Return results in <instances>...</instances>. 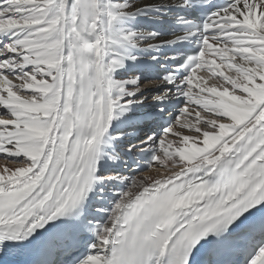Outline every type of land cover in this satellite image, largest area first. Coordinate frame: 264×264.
Returning <instances> with one entry per match:
<instances>
[{
    "label": "snow or ice",
    "instance_id": "obj_1",
    "mask_svg": "<svg viewBox=\"0 0 264 264\" xmlns=\"http://www.w3.org/2000/svg\"><path fill=\"white\" fill-rule=\"evenodd\" d=\"M0 106V264H264V0H0Z\"/></svg>",
    "mask_w": 264,
    "mask_h": 264
},
{
    "label": "bare ground",
    "instance_id": "obj_2",
    "mask_svg": "<svg viewBox=\"0 0 264 264\" xmlns=\"http://www.w3.org/2000/svg\"><path fill=\"white\" fill-rule=\"evenodd\" d=\"M201 70V69H200ZM200 70H197V74H198V71H200ZM225 71L227 72V69H225ZM207 72V71H206ZM205 72V73H206ZM196 74V75H197ZM206 75H208L209 77H211L212 78V75H211V73H209V72H207L206 73ZM206 80V78H205V76L203 77V81L202 82H204ZM214 81H215V79H214ZM212 81H210V83H211ZM144 83V84H143ZM143 83H142V87L143 88H145V89H148L149 90V95H151V89L155 86V84H157L156 82H154V81H147V80H144L143 81ZM214 83V82H213ZM208 85V84H207ZM214 85V84H213ZM194 91H198V89H195L194 88ZM190 109V110H189ZM189 111H188V114H185V113H183L182 111H180L177 115H175V122H176V127H178L179 126V124L181 123V122H184L185 120H190L191 118H190V115H191V117L193 116V112L191 111V109L194 111V109H196V106L195 105H191V106H189ZM3 110V107L2 106H0V113H1V111ZM191 113V114H190ZM4 118V117H3ZM186 130V129H185ZM187 131V133L189 132L188 130H186ZM8 165L9 167H11V166H13V163H10V162H6V161H4L3 159L1 160L0 159V168H2L3 166H5V165ZM168 170L166 169V168H164V167H161V166H158V165H156V164H154V166H152V169L149 171V172H147V173H145V174H143V175H141V176H150V177H157V176H160V175H163V174H165L166 172H167Z\"/></svg>",
    "mask_w": 264,
    "mask_h": 264
},
{
    "label": "rangeland",
    "instance_id": "obj_3",
    "mask_svg": "<svg viewBox=\"0 0 264 264\" xmlns=\"http://www.w3.org/2000/svg\"><path fill=\"white\" fill-rule=\"evenodd\" d=\"M205 72H206V71L203 70V69L200 70V71H198L197 79H200L201 77L203 78V77L205 76V78H206L205 81L207 82L208 86H213V84H215V82H216V81H214L215 78H213V77H212V78L209 77L208 75H206L207 72H206V73H205ZM210 81H212V82L210 83ZM213 82H214V83H213ZM143 84H144V83H143ZM189 110H190V109H189ZM189 110H188V111H189ZM191 111L193 112V116H194V111H193L192 109H191ZM189 112H190V111H189ZM190 114H191V113H190ZM193 116H192V117H193ZM3 117L6 118V117L3 115V110H2L1 113H0V118H3ZM192 117H191V115H190V118H192ZM176 130H177V131L180 130L179 126L176 127ZM184 132H185V134H190L189 132L187 133L186 130H184ZM169 139H172V137L170 136ZM0 159H1V160L3 159V160L6 161V162L13 163V162H11V161H7V160H5V159L3 158V156H0Z\"/></svg>",
    "mask_w": 264,
    "mask_h": 264
}]
</instances>
